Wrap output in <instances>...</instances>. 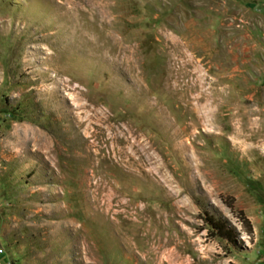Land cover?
<instances>
[{"label":"rangeland","instance_id":"obj_1","mask_svg":"<svg viewBox=\"0 0 264 264\" xmlns=\"http://www.w3.org/2000/svg\"><path fill=\"white\" fill-rule=\"evenodd\" d=\"M0 264H264V0H0Z\"/></svg>","mask_w":264,"mask_h":264},{"label":"trees","instance_id":"obj_2","mask_svg":"<svg viewBox=\"0 0 264 264\" xmlns=\"http://www.w3.org/2000/svg\"><path fill=\"white\" fill-rule=\"evenodd\" d=\"M242 223L247 227L248 233H253L252 223L250 219L245 215L243 211H240ZM205 222L210 225L209 232L213 235H219L227 238L230 241L235 240L236 230L230 225L229 221L225 218L217 217L213 214H207L205 216Z\"/></svg>","mask_w":264,"mask_h":264}]
</instances>
